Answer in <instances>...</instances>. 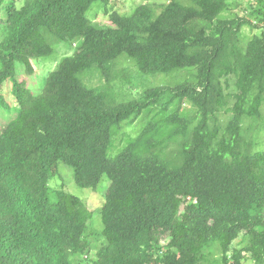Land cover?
Returning <instances> with one entry per match:
<instances>
[{
    "label": "trees",
    "instance_id": "1",
    "mask_svg": "<svg viewBox=\"0 0 264 264\" xmlns=\"http://www.w3.org/2000/svg\"><path fill=\"white\" fill-rule=\"evenodd\" d=\"M110 1L0 0V114L15 113L0 118V264H264V0L254 19L220 18L228 0L87 17ZM244 25L261 32L245 40ZM63 41L74 52L35 95L18 66ZM145 74L174 81L131 95ZM60 163L80 187L107 176L100 231L81 197L50 186Z\"/></svg>",
    "mask_w": 264,
    "mask_h": 264
},
{
    "label": "rangeland",
    "instance_id": "2",
    "mask_svg": "<svg viewBox=\"0 0 264 264\" xmlns=\"http://www.w3.org/2000/svg\"><path fill=\"white\" fill-rule=\"evenodd\" d=\"M10 2H14L18 6L21 4V0H8ZM168 0H111L108 4L107 8L104 9L103 5L100 2H96L90 6V8L87 10V17L91 20H100V21H107L108 20V13L112 11H117L121 14H130L133 9L140 4L144 3H152V4H161L166 3ZM252 0H228L229 3V9L226 11H223L219 17L220 18H232V17H238V16H246L248 15L251 17L250 10L247 9L249 5H251ZM5 17L4 13L1 12L0 14V20H3ZM251 19H254V17H251ZM1 26V24H0ZM260 29H254L252 30L249 26L244 25L241 28V34L242 38H248L253 33H260ZM247 40V39H245ZM76 41L69 42V41H63L58 44H55L53 47V51L48 56H43L39 58H34L31 60V67L27 68L25 65H19L17 72L18 77L25 82L27 87L36 95L40 93L41 89L44 86V82L46 80V77L48 74L56 68V65L58 62L64 57L71 55L75 48H76ZM125 56L120 57L119 59H123ZM130 68L133 73H135L134 66L128 62L124 61L122 63H119L117 66V69L120 70L122 68ZM185 74V71L182 72ZM144 75L142 78L144 80H133L132 86L135 87V90L132 89L133 92L131 95H138V93L148 84H159V83H170L173 82L174 79L172 75H156L155 77ZM140 82H138V81ZM97 80L92 81V85H96ZM160 85V84H159ZM126 94H128V89L126 90ZM5 96L8 102L12 103L13 97L11 95L10 91V85L7 83V86L5 88ZM120 95L124 96V91L120 92ZM264 113V108H263ZM15 116V113L9 112V111H1L0 118L2 119V122H7L11 118ZM144 123V120L142 117H137L134 122L127 127L125 126L122 129V132H126L131 136H135L139 130L142 128ZM118 144L116 136L113 135V143L111 144L110 150L108 152L109 157H113L116 152L117 148H114ZM122 145V144H121ZM109 184V180L106 175H103L101 177V180L99 181L97 187L95 189L92 188H86V187H80L75 184L71 169L68 168V166L64 165L63 163H60L58 165V174L50 181V186L52 188H64L66 191L81 197L87 208L92 212V225L94 230H97L99 228V231L102 229V221H101V214L100 209L102 207L103 201H104V193L106 191V188ZM168 242V238L163 235L161 236L160 243L161 245H166ZM241 237L234 240L232 243L233 248H238L241 246ZM216 256V254H215ZM243 264H254L253 261L249 258L247 255L246 258L243 261Z\"/></svg>",
    "mask_w": 264,
    "mask_h": 264
}]
</instances>
